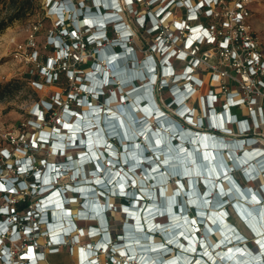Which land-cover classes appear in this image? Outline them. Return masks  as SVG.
Listing matches in <instances>:
<instances>
[{"label": "rangeland", "instance_id": "1", "mask_svg": "<svg viewBox=\"0 0 264 264\" xmlns=\"http://www.w3.org/2000/svg\"><path fill=\"white\" fill-rule=\"evenodd\" d=\"M58 1V0H54ZM77 3V0H73ZM120 3L121 0H119ZM235 0H222L212 7L213 13L210 16H206L203 11H200V16L197 22H202L209 26H214L216 33L219 35L228 34L230 37L235 38L237 33L234 26L224 27L223 21L231 19V11L234 7ZM245 8L248 10V15L245 17V23L248 28L244 32L246 35L252 36L257 48L264 55V0H242ZM70 0H65L63 3H69ZM49 0H0V165H3V169L0 173V181L6 182L11 177L17 176L16 166L19 161L24 157H28L33 160V164L36 167H43V160L45 162H57L64 161L65 156L62 154H55L49 144L38 143L37 146L29 144V139L33 137L36 141L38 134L43 130H51V128L58 123V119H64L63 112L67 109H74L77 112H85L88 109V105L79 101L80 97L86 96V90L82 87L86 81V72L91 70L90 65L85 66L89 58H94L98 64H104L103 60L96 56L98 49H101L106 44H110L109 41H103L98 47L93 44L79 45L78 51L75 53L77 56L66 57L65 63L61 66V71L56 80L51 79L48 81L44 75L43 68L46 67L47 60L52 57H56V48L51 42L49 37H54L60 30V26L56 23V16L49 10ZM177 7L172 9V14L162 22V30L157 29L150 31L147 25H142L141 18L149 12H154L157 5L149 0H135L130 6L124 7L123 16L127 20L133 35L128 39V43L136 50L137 57L131 59L134 64V69L137 71L142 70L140 62L151 54L160 55L153 51L152 45L163 40L171 46V48L185 50L187 56L182 60L171 57V64L176 71H180L183 68V64H188V56L199 58V63L194 67L193 74H196L202 80L200 86H196L195 90L191 94L190 98L186 101L190 106L195 107L192 129L199 130L203 133H211L218 136L220 139L234 141L239 138L248 139V143L245 147L251 149L254 146H260L264 148V116L260 110V115L257 114V109L261 103V93L257 92L259 88V80H264V76H254L249 85L243 83L241 76L236 73L234 75L233 70L231 74L233 76H222L221 70L228 66L230 63L226 60L221 49L217 44H199L195 51L193 49L184 48V39L187 30H176L173 26L174 19L183 20L187 19L188 9L183 6V2ZM76 5V4H75ZM179 7V8H178ZM75 19V17H74ZM160 21V20H159ZM158 21V22H159ZM190 23H195L190 21ZM69 22L67 23V25ZM160 26L161 23H158ZM231 24V22H230ZM114 36V34H113ZM174 36H178L174 40ZM65 39V38H64ZM240 40L237 42L235 48L240 47ZM127 68L131 62H126ZM49 69V67H46ZM236 68V67H234ZM68 70L71 71L68 72ZM235 69L234 71H236ZM240 70L243 72V65L240 63ZM67 71V73H66ZM219 76H215V74ZM218 79V81H214ZM148 81V77L142 79H136L132 83H127L119 87V82L105 86L107 92L109 90H115L116 94H127L129 90L136 89V95H141L144 89L141 88ZM169 84L174 83L172 79H168ZM183 81H178V85L181 86ZM251 89L254 91L251 93ZM152 96L157 102V106L164 109L166 114L171 118L176 119L174 115V105L169 104L172 100V94L168 87L157 86L153 83ZM138 92V93H137ZM105 93V95H106ZM216 95V99L208 103L206 98L207 94ZM237 94L244 97L246 100L251 97H256L255 114L250 115L251 107L246 102L240 106L231 107L230 111L236 114L239 119H247L249 122V128L237 129L235 122L231 121V124H227L226 129H221V132L209 128L207 124L209 109L215 110L216 114H219L223 103L226 101V97L229 94ZM132 93H128L127 100L121 101L116 98L110 102L111 105H115L118 110L125 106L126 102H131V99L135 96ZM144 94V93H143ZM142 94V95H143ZM132 96V97H131ZM202 97V99H201ZM201 99V100H200ZM54 103V110L52 117L42 119L37 117L33 113V108H38L45 114L47 111V102ZM91 102H97L94 99ZM145 104V101L142 102ZM116 108V109H117ZM257 117L255 122L251 120ZM44 118V117H43ZM201 119V124L197 123V120ZM72 120V116L69 118ZM181 120V119H180ZM195 120V121H194ZM182 121V120H181ZM58 126V125H57ZM245 129V130H244ZM244 130V131H243ZM93 141V140H92ZM258 148V147H256ZM7 151L9 157L6 159L3 153ZM82 149H73L67 151V155L71 156L74 160L77 157V153ZM240 152L239 149H236ZM78 167V163L74 162ZM91 166V167H90ZM93 165H85L84 173L88 175L87 171L92 169ZM136 179H142L145 181L144 187L150 186L147 183L143 175L138 170L131 171ZM233 176L239 182L242 187H250L251 189L258 190L259 184L263 181L260 175L252 177L249 181H244L240 175L238 169L232 171ZM26 176H21L24 179ZM76 180V181H75ZM84 178L71 177L70 173H64L59 176L57 183L60 185L83 183ZM184 187H187V179L182 178ZM162 186L167 187L165 194L169 195L171 190L176 188L175 178H170L167 181L160 180ZM225 185V183L223 182ZM157 196V189L152 186ZM19 194H4L0 192V207L5 206L11 201H18L25 198H29L31 204L29 210L33 211L38 203V193L36 191ZM68 194V193H67ZM100 202H104L103 198L99 199ZM110 208L106 211V217L108 218V231L112 233H121V226L123 223L130 224L131 219L127 218L121 209L119 208V201L121 199H112ZM160 204V203H159ZM11 206V203H10ZM189 206V205H188ZM250 207L253 203L249 204ZM79 199L77 202L69 205V208L73 212L80 208ZM230 216L227 218L231 226L237 228L240 233L247 237L244 241L246 247L255 252L257 247L251 243L252 234L247 229L244 223L235 215L234 210L230 205L226 206ZM191 210V211H190ZM191 215L194 213L192 207H189L188 211ZM18 215H26L25 210L18 211ZM28 216V215H26ZM3 216L0 215V218ZM76 220V218H74ZM78 225L83 227V233L78 235L76 240H70L66 245H58L57 250L52 249V243L49 241L47 233L44 232L45 226L42 225L39 232H35L29 235H20L11 244L17 250H24L26 245L33 243L36 247V251L43 253V258L37 261V264H78V247H87L89 243H95L99 239V235L93 233L88 234V226H98V221L93 218H84L81 221L76 220ZM30 225V223H28ZM127 229L131 228L126 225ZM134 235V234H133ZM115 237V236H114ZM208 240L214 242L219 238V234L216 231L214 235H209ZM154 240H159L156 236ZM15 243V245H14ZM172 254V253H171ZM101 264H116V258L114 261H109L105 254L98 255ZM108 259V262H106Z\"/></svg>", "mask_w": 264, "mask_h": 264}, {"label": "built area", "instance_id": "2", "mask_svg": "<svg viewBox=\"0 0 264 264\" xmlns=\"http://www.w3.org/2000/svg\"><path fill=\"white\" fill-rule=\"evenodd\" d=\"M179 1H180L178 4L179 6H181L180 3L183 2L182 5L183 6L185 5L187 7V9H188L187 17H189V18L183 19V20H178V21L175 19L173 21V26L176 28V30H183V29L187 30L185 39L187 37H189L190 34L195 35L194 37H199L197 39V42L194 45L188 47V44H186L184 46L185 49H193L195 51V49H197L198 45L201 43L209 44V45L217 44L218 48L221 49V51L223 52L226 60L231 65V66H229V68H227L228 66H226L225 68H223L221 70L222 76H233L231 74V70H233L232 72H234V75L236 73H238V75L241 76V80H239V81L246 83V85H249L250 81L252 80V78L254 76H264V55L257 48L255 42L252 39V36L246 35L244 33L246 31V29L248 28L247 24L245 23V17L248 15V10L245 8L242 0H235L234 1V7L231 11V16H230L231 19H229V20L226 19L223 21V26L226 28L234 26L235 31L237 33V36L235 38L230 37L228 34L219 35L216 33L214 26L211 27V26L206 25L200 21L197 22V19L200 16V11H203L206 16H210L213 13L212 7L217 5L219 3V1H222V0H192L194 3H195V1H199L198 6L202 5L201 7L196 8L197 18L195 20L190 19L191 16H189L190 12H192V7H189V5H190L189 1L190 0H179ZM151 2L153 3V5H157V3H158L157 1H151ZM192 20L195 23H190V21H192ZM182 21H183V23H185V25L179 26L177 23L182 22ZM230 22H231V24H230ZM193 25H195L194 28H192ZM188 27H191V28H188ZM161 28H162V23L159 26L160 30H161ZM197 30H201L203 32L206 31L207 34H205V35L199 34L198 35V34H196ZM150 31H155V30H150ZM177 38H178V36H177ZM185 39H184V41H185ZM239 40H240L241 45H240V47L235 48V46H236L237 42H239ZM162 41L163 40H160V42H162ZM160 42H157L156 44L152 45V48H153L152 50L153 51L156 50L157 51L156 53L160 52L158 50V48L155 49V47L157 45H159ZM164 44L168 45L171 48L169 43L164 41ZM74 56H77V55L74 53ZM195 58H197L198 63H199V61H200L199 58L198 57H195ZM240 63H241V65H243V72H241V70H240ZM234 67H236V68H234ZM235 69H237V70L234 71ZM215 76H219V75L216 73ZM259 81H260V83H259V88H257V92L261 93L260 89H262L263 92L261 94L262 95L261 103L259 104L258 109H257V113H258L257 115L258 116L260 115V110H261L263 113V116H264V80L261 79ZM253 91L254 90L251 89L250 92L252 93ZM212 96H213L212 101H214L216 99V95H212ZM228 99L230 100L231 107H234V106L238 107V106L247 102L249 104V106L251 107V109H250L251 117H252V115L255 114L254 107H256V103H257L256 97H251V98L246 100L244 97L239 96L238 93L237 94H231L230 93L229 95H227L226 101ZM226 101L222 104L223 106H226L225 105ZM237 119L241 120V121L248 122L247 119H239V118H237ZM256 119H257V117H254L251 121L254 122V121H256ZM60 120L61 119H58V122ZM261 148H263V147H261ZM2 169H3V167H2ZM0 173H1V171H0ZM0 182H3V181L1 180ZM26 191H29V190L20 189V190H15V192H9L8 190L4 191L0 187V192L4 193L6 195L7 194H12V195L19 194L20 192L27 194ZM11 202H14V201H11ZM10 203H7L5 206H2V207H6L8 210H10V216L17 220L18 229L20 230L23 227L24 221L19 222L18 214L10 206ZM2 207H0V208H2ZM28 214H29V212H27L26 215H28ZM26 215L22 216L21 218L26 217ZM28 216H30V215H28ZM33 233H35L34 230L30 234H33ZM22 235H29V234L27 233V234H22ZM11 243H10L11 249H10L9 259L13 261L12 264H17L18 262H21V261L25 262L26 259H24V258L19 259L18 254L21 253V254H23L22 256L25 257L26 255L24 253H25L27 246H29L30 248H33L36 251V247L34 246L33 243L27 244L25 249L22 251L15 249ZM36 252H38V251H36ZM0 264H11V262L9 263L7 260H5V258L2 256L1 252H0Z\"/></svg>", "mask_w": 264, "mask_h": 264}, {"label": "trees", "instance_id": "3", "mask_svg": "<svg viewBox=\"0 0 264 264\" xmlns=\"http://www.w3.org/2000/svg\"><path fill=\"white\" fill-rule=\"evenodd\" d=\"M133 2L135 3V0H133ZM149 19H150V16H149V13L148 14H146V15H144L142 18H141V23H142V25H145V24H148L150 21H149ZM0 25H2V24H0ZM147 27H148V29H150V25H147ZM161 30H162V28H161ZM107 36L108 37H112L113 36V30H112V28H111V26H109L108 28H107ZM82 41H84V39H82ZM67 42L70 44V41L67 39ZM84 45H86V44H84ZM116 50L117 49V47H115L114 45H112V44H106L104 47H102L101 48V51H102V53L103 54H106V53H108V52H110V51H112V50ZM96 53H98V51H95ZM135 53H136V50H135ZM152 56L157 60V57H158V55H155V54H152ZM92 61H94V58L92 57V58H89L88 59V61L86 62V64H85V66H89L90 64H91V62ZM65 62H61V63H59L58 65H56L55 66V70L53 71V74H51L52 76H51V78L50 79H48V81L49 80H51V79H53L54 78V80H56V78H57V76H59V74L61 73V71H63L64 69H61V66L60 65H63ZM66 73H67V71H66ZM91 97H88V100H91L90 99ZM201 99H202V97H201ZM200 99V100H201ZM98 101L99 102H102L103 101V97L102 96H100V97H98ZM45 102H47L48 104H47V106H48V108H47V111H46V113L44 114L43 113V111H42V115H43V117H44V119H47V120H49L51 117H52V114H53V110H54V103H52L51 101H45ZM191 107H193L194 109H195V107L193 106V105H191ZM178 123L180 124V123H182L181 121H178ZM177 123V124H178ZM119 143V142H118ZM119 145H120V143H119ZM1 167H3V165H0ZM140 168L141 169H143V166H140ZM176 170L177 171H180L181 170V168L178 166V167H176ZM241 175V174H240ZM242 176V175H241ZM121 178H122V180L123 181H125L126 182V179H125V177H123V176H121ZM172 178H177V179H179V180H181V182L183 183V180H182V178H181V176L179 175V174H177L176 176H174V177H172ZM26 180H27V182L28 183H31V182H33V175L31 174V173H29L27 176H26ZM196 189L198 188L199 190H200V186H199V184L196 182ZM30 187H32V186H30ZM157 191V190H156ZM165 191H167V187H165L164 188V192ZM172 193H173V190H171V193L169 194V195H172ZM27 195V194H26ZM154 197H156V192H155V190H154ZM167 195V194H166ZM172 198H174L175 199V206L177 205V204H182L185 208L186 207H189L188 205V203L189 202H185L184 201V198L183 197H181V196H173L172 195ZM112 200V199H111ZM121 201L122 202H124V203H127V204H130V202L128 201V200H124V199H121ZM197 201V197H193L192 198V200H191V202L193 203V202H196ZM31 204V201H30V199L29 198H23V199H21V200H18V201H14V202H11V207L14 209V211L16 212V213H18V211H21V210H25L26 212H29L30 210H29V205ZM191 211V210H190ZM227 213H228V216H230V214H229V211L227 210ZM22 216H25V215H18V217H19V222H23V220H22ZM98 220L100 221L101 220V218L98 216ZM104 221L107 223V224H109V222H108V218L106 217V215H105V217H104ZM216 232V230L214 231V233ZM112 234V233H111ZM117 233H113V235L115 236ZM246 237V236H245ZM246 240H247V237H246ZM215 241V240H214ZM253 241H251V243H252ZM253 244H254V242H253ZM14 245H15V243H14Z\"/></svg>", "mask_w": 264, "mask_h": 264}, {"label": "bare ground", "instance_id": "4", "mask_svg": "<svg viewBox=\"0 0 264 264\" xmlns=\"http://www.w3.org/2000/svg\"><path fill=\"white\" fill-rule=\"evenodd\" d=\"M189 3H190L189 7H193L192 5L194 4V2H193L192 0H190ZM184 6H185V5H184ZM179 7H181V6H179ZM179 7H178V8H179ZM192 17H193V16H192ZM192 17H191V18H192ZM174 20H175V19H174ZM177 21H178V20H177ZM192 21H193V20H192ZM178 25L181 26V24H179V23H178ZM196 34H198V35H199V34H203V35H205V34H207V32H206V31L203 32V31H201V30H197V31H196ZM117 45H120V43H118ZM119 56H120V58H121V57H124L125 55L122 53V54H120ZM183 65H184V64H183ZM124 72H125L124 70L117 71V72L114 73V76H116V75H120V74H123ZM214 81H218V79H215ZM141 88H142V87H141ZM135 91H136V90H135ZM135 91H134V92H135ZM147 91H148V89L145 90V92H147ZM131 93H132V95H133V94H135L136 92H135V93L131 92ZM131 93H130V94H131ZM137 93H138V92H137ZM142 94H143V93H142ZM142 94H141V95H142ZM135 95H136V94H135ZM131 97H132V96H131ZM219 117H220V116H219ZM194 121H195V120H194ZM96 140H97V138H96V139H93V141H96ZM254 147L261 148L260 146H254ZM90 165H91V164H90ZM90 167H91V166H90ZM263 171H264V169H263ZM75 185H79V183H75ZM91 196H95V195H94V194H92V195H87V196L84 195L83 197H91ZM84 214H86V213H84ZM82 218L84 219V218H88V217H82ZM29 249H31V248H29ZM29 253H30L29 256L32 257L33 255H31V252H30V251H29ZM78 257H82L81 252H78Z\"/></svg>", "mask_w": 264, "mask_h": 264}, {"label": "clouds", "instance_id": "5", "mask_svg": "<svg viewBox=\"0 0 264 264\" xmlns=\"http://www.w3.org/2000/svg\"><path fill=\"white\" fill-rule=\"evenodd\" d=\"M2 239L4 241V243H9V239H8V236L7 235H2Z\"/></svg>", "mask_w": 264, "mask_h": 264}, {"label": "snow or ice", "instance_id": "6", "mask_svg": "<svg viewBox=\"0 0 264 264\" xmlns=\"http://www.w3.org/2000/svg\"><path fill=\"white\" fill-rule=\"evenodd\" d=\"M86 23H87V21H86ZM29 251L31 252V249H29Z\"/></svg>", "mask_w": 264, "mask_h": 264}]
</instances>
